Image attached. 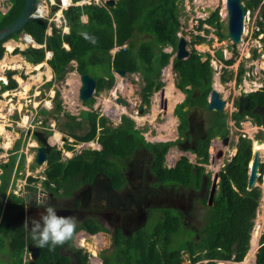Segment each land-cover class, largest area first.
<instances>
[{"label": "rangeland", "instance_id": "rangeland-1", "mask_svg": "<svg viewBox=\"0 0 264 264\" xmlns=\"http://www.w3.org/2000/svg\"><path fill=\"white\" fill-rule=\"evenodd\" d=\"M52 1L54 3L52 5L49 4L48 0L41 1L49 9L48 13L45 15L46 19L53 18L55 14L58 15L57 13L63 15L62 11L66 9V7L64 8L62 6L57 7V5L59 4V0H52ZM109 1L111 0H86V1L84 0V2H80L79 4H75L74 6L96 5L97 7H104L105 10L110 12L109 7L113 6L115 2L118 0H112L113 3L111 5L107 4ZM241 5L245 10V21L243 25L244 26L243 33L241 34L240 42L238 44L232 43V41H230L227 37L228 35L227 16L225 17L226 9L223 0H177L176 10H177V17L179 20L180 27L176 35L178 38L184 37L187 40V50L190 53L191 50H194L198 55L201 56L202 62L208 60L212 72L211 90L215 89L212 85L214 84V81H216L220 89L218 90L215 89V90L218 91L219 96L221 98L225 99V104H226L224 107V109L226 110L223 109L222 113L218 111L213 114L215 117L214 119H217L216 117H218L222 123L223 116H225L224 120L227 122L228 124L227 126L231 133L230 135L231 142L228 148L224 150L223 157L221 159L215 161L214 163L208 160V158H210L214 154V150L216 147L215 141L211 140V144L207 146L208 161L206 163H198L200 157L197 155L196 152V154L190 155V157L187 159L188 163H190L191 165L193 163H196L197 165L193 164V166L195 165L196 167L199 165L200 168L202 167L201 168L202 172H204V174H206L207 177H210L212 179L216 172H218L219 175L220 173H223L224 169L222 168L231 162L232 158L234 157L237 151L235 144L237 143L238 139L244 137L242 135H245V138L243 139L246 140L250 139L248 142L251 147V157L253 152L255 151L253 149V145L256 143V137H257V141L260 142L257 148L259 149L260 152V156H261L260 164L263 165V168L261 173L258 172L259 177H257L255 184V188L260 192V199L258 201V205L255 211V216L252 219L253 231L251 233V238L248 245V251L245 257L243 258V260L246 257L247 259L244 261L242 260L243 262L241 261L242 262L241 264H251V263L255 264L256 254L260 246L259 240L262 233L264 232V220H263L264 217V129L257 128L255 123L253 124L246 123V125L241 128L239 126V123L235 124L234 119L236 114L235 108L238 107V105L235 103V100H237L238 102L239 100L238 98L240 96L242 95L247 96L250 92L254 93L259 91V93H264V33L262 32V29H264V0H262L257 7L254 4L250 5L248 0H243L241 2ZM204 7H208L211 10L212 14L210 16L216 14L218 16V20L214 22L212 21V23H208L206 20L208 19L207 13L203 11ZM9 8H10V3L8 0H0V15L6 14ZM34 8L36 9V7ZM81 19L85 22L86 17L83 16ZM58 30L60 31V33L62 32L68 33V28L66 27V25H65V29L61 28ZM219 33L222 34L223 36L222 38L219 37ZM134 34H135V36H133L134 44L139 40L142 41L150 38V36L147 35L145 32L140 33L137 31V33ZM25 36L26 35L24 33H20L16 36L15 39L9 38L5 40L3 43H1V47L4 50L2 58L7 54L6 44L8 42L14 43L12 47L8 46L7 49L11 51L9 56L18 57V59L13 62L16 65H19L20 68L14 69V67L13 68L3 67L2 71L0 72V75L5 78L4 84H2V82L0 81V101H2V105L0 106V125L3 126V131L1 132L2 134H0V148L2 147L9 148L11 147L13 141H17V139L19 140L20 138V146L17 155L18 156L21 155V157L20 160L18 161V164L20 165L18 167L20 169L18 170L15 169L16 165L14 167L13 166L6 167L5 164L8 163L7 162L8 158H0V172H1L0 183H3V185L7 183L6 191L8 190L6 194L3 195L4 200L1 207V216H3L5 220H4V225L1 229L4 232L3 233L0 232V233L3 234L5 238H8V234L17 232L18 228H22L25 238L29 236L30 241H32V239L34 242L38 241L39 244L42 246L54 245L50 241L54 240V237L58 236V234L63 233L66 227L70 226L68 230L65 232V234H63L62 236H64V238H67L68 240L70 237L72 249L65 247L62 250V253L64 255H69L71 257L73 256V251L81 250L83 254L86 253L88 257V264H93L95 262L97 264H102V259H101L102 255H106L110 257V255L114 254L113 250L115 249V245H121V246L125 245L124 243L120 242L121 238L117 237V233H113V232L110 233L106 231L105 228H103L100 231L96 232L95 234H89L78 228L76 221L73 222L67 221L64 224L58 225L56 227L44 228L40 230H32L31 234L28 231H26L27 229L25 227V222L27 218L26 213L28 210H30L31 208L34 209L35 206L37 205L52 202L53 200L51 199L50 194L56 196V193L62 192L63 193L62 195L67 196L72 189H75L76 187H78L80 184L83 183L79 175L74 179H71L72 178L71 175L70 177L71 181H69L68 185H66L63 190H58V191L54 190L52 192L49 191L48 189L43 190V183L44 181L47 180L45 174L48 171L49 163H47L46 161L38 165L34 162L36 149L38 148L39 145L36 143L35 139H33L32 134L35 131L38 132L49 131L50 129L49 122L56 121L55 129L60 128L62 131H64L67 140L69 141V142H65L64 145L65 146L70 145L71 148V151L66 155L64 154L66 152L65 149L62 148V150L59 152L60 153L59 159L56 161V163L60 164L63 168L66 166V164L67 166L70 165V167H72L74 163L73 162L71 163L69 160L74 158L75 159L74 162H77L78 167L81 169L82 167L86 166L85 164H89L90 162H92L90 158L92 156L90 153H84L83 157L79 154L83 153V151H90V150L100 151L102 148L96 143H91V142L89 144L79 143L76 140V138L72 136V135L81 136L88 131L89 125L87 118H89V116L87 115L93 113L96 115V118L100 116L104 117L107 120L106 122L108 125H115L119 123L118 121L120 120L123 123V119L132 120V117H134L135 119L137 118V116L141 117L138 115V111L136 109L137 107L141 106L144 107V109H146L144 110L145 115L142 116L143 118L145 117V119L140 120V122L137 119L135 121L133 120L132 121L134 123L133 127L142 133L144 140L147 143L151 144L153 139L163 140V141L170 138L173 139L175 137V129L177 126L176 117L173 116V113L171 112L170 113L172 115L168 113L167 118L163 117L162 114L157 116L158 115L157 109L160 111V113H162L160 107H162L163 105L160 102L162 96L160 92L162 88L165 89L167 82H172V87L175 92V93L173 92L167 93L165 89V93L167 95L166 98L168 102L170 101L175 102L176 98L177 100H179L183 96V93L180 94L179 93L180 90L177 89L176 87V83L179 80L178 75L172 70V63L173 60L175 59L174 58L175 51L172 50V48L170 47H165L164 49L161 50L163 53L170 54V59L168 65L164 69H162L160 74V81L164 83L163 87L159 91H156L151 95L148 105L143 103L141 99L143 81L138 73H133V74L126 73L123 77H119L117 74H115V76L119 78L118 79L119 81L117 82V86H116V88H118L119 91H117V93L114 94L116 90L115 83L113 84V88L110 90L108 85L102 86L101 84L98 89L97 88L95 89L92 98L87 103H85L87 105H84V103H81L77 97L78 88L80 86L79 76L82 74L79 75L76 72L75 61L70 62L71 70L68 73H66L64 79H57L55 78L52 69L48 65V61L51 59L52 54L50 55V53H47L44 56V60L41 63H39L37 66L29 64L24 59L23 55L20 54V52L25 51L29 47L30 48L43 47L37 45L35 46L34 43H32L31 45V43L26 42V40L28 39H26ZM197 37L202 38L203 42L200 44L191 45L192 41L197 39ZM14 50H16L17 52L15 53ZM220 55H222L224 61L220 60L219 58ZM225 61H231V64L226 65L224 63ZM14 63L8 65L14 66L15 65ZM48 66L51 70L50 75L44 71V69L47 68ZM37 67L38 68L41 67L40 69L41 73L46 77L44 78L43 76L42 81L40 80L39 82H34V80L31 79L30 76L36 74V71L34 69H38ZM88 71H90L89 72L90 75H92L96 79H101V78L106 79L109 72L107 68L104 69L98 65L92 67L91 69L88 68ZM9 72L11 73L10 77L16 83V86L13 89H4V87L8 85ZM168 73L170 75V79H171L170 81L166 80ZM120 80H122V82ZM22 84H28V87L25 88L26 90H24ZM33 84L35 85L31 89V85ZM46 84L51 85L52 88L51 90L53 92H50L51 91L50 87L47 88ZM190 86L188 87L191 88ZM27 88L28 90L29 88L31 89V92L28 96L25 95L26 91H28ZM35 89L40 90L41 93L44 92V94H40V96H37L35 99H39L44 95L49 100H51L54 97V100L53 102L50 101L51 108L48 111V113L50 112V114L47 115L48 116L47 118H45V114L39 113V116L40 117L42 116L41 117L42 119H40V121L39 119H33L31 122L29 118L28 120L26 118L28 116L26 114H29V112H27V109L29 110L30 107H27L26 109L24 103L29 102L27 100L28 97H30L31 100L34 99L32 96L34 94L33 90ZM191 91L192 92L189 95V99H190L189 103L190 105L192 104L194 105L195 100L198 99L199 92L196 88H192ZM5 92L6 94L4 95ZM48 94H50L51 98L48 96ZM170 94H172L171 98L169 97ZM8 98L12 99L11 104H13L12 106L16 110L17 107L21 104L20 106L21 110H18V112L16 110L15 112L14 110H10V113L13 114L12 115L9 114L10 116L7 117L9 121L6 122L5 117H6V109L8 107V102H9ZM115 99H119L121 104L120 105L117 104ZM40 100L41 98L39 99V101ZM105 101H109V103L106 104ZM232 104H234L235 107H233ZM206 106H205V110H206ZM186 107L188 106H184L183 109L181 110L177 109L176 111L181 121L185 117L184 109ZM152 109H153V114H152ZM83 112L84 114L86 113L87 115L85 116L84 114H81ZM238 112H239V108H238ZM231 115L233 117V120L231 119ZM186 119H184L181 122L182 130L185 127ZM247 121H248L247 119H242L240 122L244 123ZM78 123L80 126L81 125L82 126L75 127L77 126ZM222 124H223L222 127L225 128L226 127L225 123ZM6 125H8V127H6ZM215 128H216L215 125L211 124L209 128V137L211 132L210 130ZM240 130H242L243 132H240ZM71 132H73V134H71ZM48 133L51 132L49 131ZM214 133L216 132L213 131V134ZM6 134H7L6 139H4ZM134 135H135V140H138V134H134ZM15 138L16 140H13ZM50 143L51 145L53 143L55 144V142L52 141ZM56 144H59V141L56 142ZM173 144L176 145L177 143L171 142V145ZM88 146L91 147L90 150ZM55 147L57 148V146ZM155 150H158V148L152 150V154L154 153ZM171 150H174V148L168 149V151L164 153L165 157L164 156L162 157L161 165H159V167L162 166L163 168H165V170L173 169L174 163L177 160L176 155L174 153L172 154ZM120 151H122V149H120ZM1 154L3 153H0V156ZM155 159L156 157L154 156V160ZM250 161L248 163V167ZM114 162H115L114 159H112V166ZM153 164L154 166H156L155 161ZM25 170H28V172L26 173ZM111 171L116 172V167L113 166L111 168ZM111 174L114 175V173L112 172ZM111 178L114 184L118 186L119 183L117 181V178H115L114 176H111ZM70 179L67 178V180ZM194 180H195L194 176H187L186 181L184 182L183 185H191V187L195 188V186L192 185L193 183L195 184V182L197 184V180L195 181ZM219 183H220V176L219 179L215 180V190L213 197H215L219 191ZM209 185H210V181H209ZM209 185L207 186V192L204 198L201 197V195L199 194L200 187L197 189V192L195 194H199L197 195L199 197H193L195 198L192 200L193 207L190 210H187V212L184 215L180 216L179 222L181 223L183 230L178 231V233L175 234V240H173L175 241L174 243L181 244L183 240L188 238L189 233L186 231L187 229H191L194 231V234L190 237L192 238V240L199 239V236L202 237L205 236L203 233H198V232L202 229V227L205 224V221L202 220V217L207 214L208 209H210V207L212 206V203L210 205L208 204V202L206 203V201L208 200ZM189 188L190 187L182 188V191L184 193H189L190 192ZM24 189L26 190V193ZM21 190H23L24 194H22ZM174 191L176 192V190ZM0 195H1L0 196V201H1V198L3 197L2 194ZM8 203L9 205H7ZM19 203H21V208L23 210V214L21 218H19V216L16 215L17 213L16 205ZM150 215L151 217L149 218L146 224L144 222L143 225H141L137 229L127 234L132 235L141 232L149 233L153 229H155L157 225L161 223L160 220L162 219V217L167 215L168 217L171 218H177L178 216V214H176L174 210L171 211L167 210L160 212L159 209L156 211H150ZM159 215L161 217H158ZM1 216H0V220L2 218ZM20 222H22V226L20 225ZM144 225L146 226L144 227ZM257 233H258V237L255 242L254 238ZM44 237L45 240H42ZM33 241L31 243H33ZM28 244L29 243L26 244L23 250L22 264H27V262L30 259V254L26 250ZM195 249H197V252L195 254L196 256L198 254L199 249L197 246ZM180 254L183 256L184 259L183 264H189L187 255L184 254L183 251H181ZM7 261L8 258L5 256V251L3 254V251L0 249V264L1 263L6 264ZM72 263H74V260L72 261ZM228 263L232 264L233 262L229 261ZM214 264H220V263L216 261L214 262ZM234 264H237V262H234Z\"/></svg>", "mask_w": 264, "mask_h": 264}, {"label": "trees", "instance_id": "trees-1", "mask_svg": "<svg viewBox=\"0 0 264 264\" xmlns=\"http://www.w3.org/2000/svg\"><path fill=\"white\" fill-rule=\"evenodd\" d=\"M8 1L10 8L6 14L0 15V29L19 16L25 2V0ZM71 1L77 3L83 0ZM248 1L250 5L254 4L257 7L262 0ZM176 2L177 0H118L109 7L110 12L104 7H97L96 5L70 6L62 11L65 25L68 28L67 34H62L58 29L50 26V35H45L47 21L32 19L21 31L10 38L15 39L18 34L24 33L31 38L34 44L43 46L40 48L29 47L20 52L31 65L41 63L45 53L50 52L52 56L48 65L57 79H64L66 73L71 70L70 62L72 61H75L76 72L79 75L88 74L95 79L97 89L101 84L102 86L107 84L109 88L112 85V81H109L111 78L110 69L125 71L128 74L138 73L143 81L141 99L143 103L148 105L151 95L163 87L160 74L170 59V54L163 53L161 50L165 47H170L174 51L176 49L178 41L176 34L180 27ZM83 16L86 17L85 22H82ZM206 20L208 23H212V21L218 20V16L214 14ZM137 31L145 32L150 38L139 40L134 44L133 36ZM262 32L264 33V29ZM219 37L222 38V34L219 33ZM202 42L203 39L197 37L190 44L195 45ZM114 48H118V51L112 54L111 51ZM16 50H14L15 53ZM3 53L4 50L0 44V59ZM219 58L224 61L222 55ZM224 63L230 65L231 61ZM97 65L104 69L107 68L109 71L107 82L104 78L96 79L90 75L88 68L91 69ZM172 70L177 73L179 78L176 87L186 94L187 100H189V95L192 92L191 89L196 88L199 92L197 100L206 102L212 84V72L208 60L202 62L201 56L196 51L191 50L190 56L186 60H173ZM10 75L9 72L8 85L4 89H13L16 86ZM49 86L50 84H46V87ZM186 86H190L191 89H186ZM247 99L251 108L256 103L264 106V93H259V91L249 93ZM235 103H238L237 100ZM87 116H89L87 118L88 131L81 136H72L79 143H89L96 140L95 142L102 146V150L83 151L79 154L83 157L84 153H90L92 156L90 157L92 162L85 164L86 166L82 169L78 167L77 162H74V158L69 160L74 163L72 167L66 164L63 168L56 163L59 159V151H51L47 157L49 168L45 174L47 180L43 183V190L48 189L51 192L63 190L69 181L78 175L83 182H88L97 171L109 176L111 172L114 173L111 168L112 158L115 154L123 155L128 150L131 151L140 145L151 146L143 137L139 136L136 130H133V123L128 119L124 120L123 127L113 131L105 118H96L94 113ZM253 116L259 118L257 115L253 114ZM235 117L239 118L240 116L235 114ZM81 126L78 123L75 127ZM134 134H138V140H135ZM38 141L40 142V139ZM235 145L236 154L231 162L224 167V172L221 173L219 191L213 197L212 206L208 209L207 214L202 217L205 224L198 233H203L204 237L199 236V239L192 240L190 237L194 231L187 229L188 238L183 240L181 244L174 243L175 234L183 230L182 225L178 217L171 218L166 215L160 220L161 223L149 233L141 232L126 237L117 232V237L121 238L120 242L125 245H115L114 254L110 257L102 255V264H183L184 259L180 254L181 251L187 255L189 264H214L216 261L241 264L246 260L247 257L244 260L243 258L248 251L253 231L252 219L255 216L260 192L255 187L250 191L246 190L248 163L251 158V147L248 140L239 139ZM64 149L71 150L69 145H66ZM165 150V147L163 149L158 148L153 153L156 157V171L161 168L159 165H161ZM196 150L199 157L207 160V142L199 143ZM13 165L14 157L6 166L11 167ZM19 166L18 164L17 169H20ZM262 168L263 165L260 164V173ZM172 172V182L174 180L186 181L187 176H192L190 165L186 160L178 163ZM71 175L72 178L70 179ZM116 175L115 173L114 175L111 174L115 177ZM160 178L164 179V176L160 174ZM117 181L120 182L118 178ZM164 181L168 182L167 179ZM1 207L2 203H0V212ZM16 211V215L21 218L23 214L21 203L16 205ZM1 217L0 232L3 233L4 231L1 229L5 218ZM94 223L92 220H86L78 228L86 233L95 234L101 228ZM20 225L22 226V222ZM67 230L50 241L54 245L42 246L38 241L34 242L32 239L33 243L41 247L36 264H88L86 253L83 254L81 250L73 251L71 257L62 253L61 249L65 247L72 249L70 237L68 240L62 236ZM42 240H45V237ZM32 241L29 240V236L25 238L22 228H18L17 232L8 234V238L0 233V249L3 254L5 251V256L8 258L6 264H22L23 250L26 244ZM259 243L255 264H264V232ZM196 246L199 250L195 256ZM73 260L74 263H72Z\"/></svg>", "mask_w": 264, "mask_h": 264}, {"label": "flooded vegetation", "instance_id": "flooded-vegetation-1", "mask_svg": "<svg viewBox=\"0 0 264 264\" xmlns=\"http://www.w3.org/2000/svg\"><path fill=\"white\" fill-rule=\"evenodd\" d=\"M186 87L188 90L191 89L188 86ZM189 101L190 99L187 100L186 94L183 93L181 101L175 103L174 107L176 109L180 107L179 110L183 109L184 106L188 107L184 109V119H187L183 130L181 128V122L184 119L182 121L180 120L176 113L177 110L173 112V116H175L177 120L175 137L173 139L170 138L165 141L153 139L151 146L140 145L131 151L128 150L126 153L122 152L123 155L119 154L120 157L118 154L114 155L112 159L115 161L113 166L116 167V172H113L117 174L116 177H114L120 180L118 186L114 184L111 178V173L107 176L103 172L97 171L88 182H83L75 189H72L67 196L62 195V192L56 193V196L50 194L53 201L37 205L39 207L38 212L30 214L26 218V231L31 234L32 230L56 227L67 221H76L77 226H79L86 220H92L95 222L94 224L101 229L105 228L106 231L110 233L119 232L121 235L127 237L131 236L127 233L137 229L143 225L144 222L145 224L147 223L151 217L150 211H156L158 209L160 212L174 210L176 214H178L177 217L179 219L180 216L184 215L187 210H190L193 207L192 200L195 199L193 197H199L197 196L199 194L201 197H205L207 186L210 181L208 188L209 198L212 184L214 183L215 185V180L219 179V176L221 179V173L219 175V173L216 172L214 177L211 179L210 177H207L204 172H202V167L200 168L199 165L195 167V165H197L196 163H193L195 164L194 166L193 164L191 165L188 163L187 159L190 155L196 154V147L199 143L207 142L208 146L211 144V140H213L216 145L214 154L210 158H208L207 155V158L212 163L218 161L223 157L224 150L228 148L231 142V133L227 126V122L224 120L225 116H223L222 123H225L226 127L223 128L221 120L218 117H216L217 119H214L215 117L213 114L218 111L205 110L207 101L204 103L196 99L194 105H190ZM255 106L264 107L260 103H256L254 107ZM254 107L251 108L249 104L248 108L242 110L241 112H238V107H236V114L240 117H235V124L239 123V126L242 128L246 125V123H255L257 128L263 129L261 119H257L253 116L252 109ZM138 115L141 116H137L138 118H142V115H145V112L143 111L142 115ZM231 119L233 120L232 115ZM242 119H247L248 121L241 123L240 121ZM129 121L133 123L134 120ZM118 122L119 123L115 125H110L111 130L117 131L124 125V119L123 123L121 120ZM211 124L215 125L216 130H210L211 132L209 137V128ZM133 130H136L139 133V136L143 137L142 133L136 128L133 127ZM213 131L216 133L213 134ZM240 132L243 131L240 130ZM242 136L244 137L240 139L245 138V135ZM225 138L227 139L226 143H224ZM249 140L250 139H248V141ZM171 142H176L177 144L171 145ZM157 146L159 149H163L165 147V152H167L168 149L174 148V150H171V153H174L177 158L174 163V168L178 163L186 160V162L190 165L191 175L194 176L195 180H197V184L195 182V184L193 183L192 185L195 186V188L191 187V185H183L185 181L174 180V182H172L171 175L174 168L165 170V168L161 166L158 171L154 169V167L156 168L153 164L155 161V154H152V150H154ZM100 147L102 146L100 145ZM260 158L261 156L259 152V169ZM208 160H203L200 157L198 163H206ZM224 167L222 169H224ZM160 174L163 175L164 179H167L168 182H165L164 179L160 178ZM106 180H109V182L107 183ZM185 187H190L189 193H184L182 191V188ZM199 187L200 193L195 194ZM174 190H176V192ZM207 202L208 200L206 203ZM158 217L161 216L159 215ZM145 226L146 225H144V227ZM69 227H66L65 230ZM32 244L34 247L40 248V246L36 243ZM62 250L63 249H61V251Z\"/></svg>", "mask_w": 264, "mask_h": 264}, {"label": "water", "instance_id": "water-1", "mask_svg": "<svg viewBox=\"0 0 264 264\" xmlns=\"http://www.w3.org/2000/svg\"><path fill=\"white\" fill-rule=\"evenodd\" d=\"M243 0H225V9H226V16H227V32H228V39L232 41V43L238 44L240 42V37L243 32V23L245 20V10L243 9L241 2ZM36 1L35 0H25L23 9L19 16L14 19L11 23L7 24L3 28L0 29V44L3 43L5 40L9 39L12 35L18 33L23 29V27L33 19V9L35 6ZM113 1H109L107 4L111 5ZM205 13H207V17H210L212 14L211 10L208 7H204L203 10ZM187 41L184 37H179L177 44H176V52L174 58L176 60H185L189 57L190 52L187 50ZM115 73L119 76H124L125 72L116 70ZM80 86L78 88V100L81 103H86L89 101L93 93L95 92L96 88V81L88 74H82L79 76ZM164 91L161 90V94ZM238 108L241 112L244 109L248 108L249 101L247 99L246 95H242L238 98ZM117 104H120L119 99L115 100ZM225 102L224 100L219 96L218 91L215 89H212L209 93L208 99H207V111H220L222 112L224 109ZM138 114H143V107H137ZM252 113L257 115L261 119L262 128H264V107L255 106L252 109ZM226 138L224 140V143H226ZM61 141L65 142L66 138L64 136L61 137ZM259 141H256V144H259ZM89 150L91 149L90 146H88ZM51 150V146L46 144V146H41L36 149V154L34 157V162L36 164H42L46 162L47 156ZM259 169V152L254 151L251 157V161L248 167L247 172V184H246V190L250 191L255 187L256 179H257V173ZM107 183L109 180H106ZM215 190L214 183L212 184L209 198H208V204H211L213 194ZM39 207L35 206V208H31L27 211V217L28 215L38 212ZM26 250L30 254V259L27 262V264H36V259L38 258L41 248L34 247L32 243H29Z\"/></svg>", "mask_w": 264, "mask_h": 264}, {"label": "crops", "instance_id": "crops-1", "mask_svg": "<svg viewBox=\"0 0 264 264\" xmlns=\"http://www.w3.org/2000/svg\"><path fill=\"white\" fill-rule=\"evenodd\" d=\"M86 1V0H85ZM63 2H64V4L66 5V4H68V0H63ZM70 2H71V0H69V4H70ZM81 2H84V0L83 1H81ZM74 4H77L76 2H74ZM59 17H61V15L59 14ZM82 22H84L83 20H82ZM53 26V25H52ZM46 31H47V28L45 29V33H46ZM26 38H28V37H26ZM26 40V39H25ZM186 40V39H185ZM187 41V40H186ZM26 42H29V43H32V41L31 40H26ZM9 43H12V45H11V47L14 45V43L13 42H8L7 44H6V51H7V54L0 60V72L2 71V69H3V67H7V68H13V66H9L8 64H12V62H11V58L12 57H14V56H9V54L11 53V51H9L8 49H7V47H8V44ZM116 51V49H114L113 50V52H115ZM113 52H112V54H113ZM38 65V64H37ZM38 68V67H37ZM39 70L41 69V67H39L38 68ZM35 70V69H34ZM36 71V70H35ZM42 71H43V69H42ZM44 71L46 72V73H48L49 75L51 74V70H50V68H49V66L47 67V68H45L44 69ZM110 71V73L109 74H111V79L109 80V81H112V85L110 86V88H109V90L110 89H112L113 88V84L115 83V88H116V86H117V82L119 81L118 79V77H116L115 76V71L116 70H113V69H110L109 70ZM125 72V71H124ZM126 74V73H125ZM44 76V78L46 77L45 75H43ZM43 76L41 77V81H42V79H43ZM119 76V75H118ZM119 77H123V76H119ZM169 77V75H167V78ZM105 79V78H104ZM107 79H108V76H107V78L105 79V81H107ZM115 80V81H114ZM166 80H169V79H166ZM171 80V79H170ZM121 82H122V80H120ZM172 83V82H171ZM164 84V83H163ZM169 82H167L166 83V87H165V89H166V92L167 93H170V89H169ZM25 85L26 84H22V86H23V88H24V90H25ZM35 84H33V85H31V89H32V87L34 86ZM107 85V84H106ZM105 85V86H106ZM122 85H123V83H122ZM50 87V90L52 89L51 88V85L49 86ZM48 88V87H47ZM31 89L29 88V90L28 91H26V93H25V95H29L30 94V92H31ZM165 89L164 88H162L161 90H163L164 92L161 94L162 96H161V100H160V102L162 103V107H160V110H162V113H160V111L157 109V112H158V115L157 116H159L160 114H162L163 115V117H165V118H167L168 117V113H173L175 110H177L174 106H175V103L176 102H180L181 101V99L183 98V96L179 99V100H177L176 99V101L175 102H172V101H170V102H168L167 101V98H166V93H165ZM120 90H122V89H120ZM34 91V94L33 95H39L40 96V94H44V92L43 93H41V91L40 90H38V89H35V90H33ZM39 92V93H38ZM50 92H53L52 90L50 91ZM173 93H175L174 91H173ZM179 93L180 94H182L180 91H179ZM48 96L50 97V94H48ZM169 97L171 98L172 97V94H170L169 95ZM28 98H30V97H28ZM41 98V100L39 101V99ZM39 99H33V100H31L30 99V102H26V103H28V104H30V110H29V114H26V115H31V116H29V117H27V118H29L30 120H31V122H32V120L33 119H39V121H40V119H42L40 116H39V113H43V114H45V118H47L48 116L47 115H49L50 114V112L48 113V111H49V109L51 108V102H53V100H54V97L51 99V100H49V99H47L44 95L42 96V97H40ZM51 98V97H50ZM166 98V99H165ZM171 100V99H170ZM51 101V102H50ZM46 102H48V103H46ZM157 102V101H156ZM26 103L24 104V106H26ZM121 104V103H120ZM171 104H172V106H171ZM20 106H21V104L17 107V112H18V110H20ZM29 106V105H28ZM13 107V106H12ZM39 107H40V109H39ZM155 108H157V107H155ZM43 111V112H42ZM123 111V110H122ZM15 112V111H14ZM20 112V111H19ZM34 112V113H33ZM170 113V114H171ZM13 114V113H12ZM11 114V115H12ZM152 114H153V109H152ZM172 115V114H171ZM10 115H9V113H6V117H5V120H6V122L7 121H9L8 119H7V117H9ZM142 116H144V115H142ZM100 117H102V116H100ZM100 117H98V118H100ZM172 117V116H171ZM102 118H104V117H102ZM150 118H152V117H150ZM155 118V117H154ZM138 121L139 120H144L145 119V117H144V119H143V117H142V119H140V118H136ZM134 117H132V120H136ZM86 121V120H85ZM5 122V123H6ZM56 122V121H55ZM55 122L54 121H50L48 124L50 125V127H52V129L51 130H49L50 132H51V135L49 136V134L50 133H48L49 131H41V132H38V131H35L33 134H32V136H33V139H35V141H36V143L38 144V145H42L43 144V141H44V139H49L48 140V142L50 141V139H51V141L52 142H55V144L53 143L52 145H56L57 146V148L59 149V148H61V146H62V143H61V141H60V136H64V137H66V135H65V133H64V131H62L60 128H56L55 129ZM140 122V121H139ZM17 125H19V124H17ZM16 125V126H17ZM19 126H21V125H19ZM6 127H8V125H6ZM17 128V127H16ZM19 128V127H18ZM45 129V128H44ZM264 129V128H263ZM46 130V129H45ZM55 132H56V134H55ZM0 134H2V133H0ZM53 134V135H52ZM28 135V134H27ZM60 135V136H59ZM6 136H7V134L5 135V138L4 139H6ZM18 138V137H17ZM67 138V137H66ZM40 139V142L38 141ZM46 139V140H47ZM13 140H16V138L15 139H13ZM59 141V144H56V142H58ZM49 144H51V143H49ZM89 144V143H88ZM19 146H20V138H19V140L17 139V141H13V143H12V145H11V147H2V148H0V153H3V154H1V156H0V158H8V163H9V161H10V159L12 158V157H14V165H13V167L16 165V168L15 169H17V165H18V161L20 160V157H21V155L20 156H18L17 155V152H18V149H19ZM30 146V145H29ZM63 147V146H62ZM7 164V163H6ZM5 164V165H6ZM7 167V166H6ZM26 167V166H25ZM18 170V169H17ZM25 172L27 173L28 172V170H25ZM0 178H1V172H0ZM2 182H3V180H2ZM5 183H6V181H5ZM1 184H2V187H1ZM6 185H7V183L5 184V185H3V183H0V194H2V197H3V195H5L6 194V192L8 191H6ZM23 189V188H22ZM25 190V189H24ZM21 192H22V194H24V192H23V190H21ZM1 196V195H0ZM3 200H4V197L3 198H1V201H0V203H2L3 204ZM5 204V203H4ZM1 213V212H0ZM258 245V244H257Z\"/></svg>", "mask_w": 264, "mask_h": 264}, {"label": "built area", "instance_id": "built-area-1", "mask_svg": "<svg viewBox=\"0 0 264 264\" xmlns=\"http://www.w3.org/2000/svg\"><path fill=\"white\" fill-rule=\"evenodd\" d=\"M42 0H40V1H38V3L36 4V9L34 8V10H33V18L34 19H46V17H45V15L48 13V7L43 3V2H41ZM48 2H49V4H54L53 3V1L52 0H48ZM70 5H72V3L70 2V4H69V0H68V5H67V7L68 6H70ZM73 5H75V4H73ZM62 6V1L61 0H59V4L57 5V7H61ZM63 7V6H62ZM66 7V8H67ZM65 8V7H64ZM63 9V8H62ZM47 20V22H48V24H51V25H53L55 28H57V29H61V28H63V29H65V27H64V19H63V17H61V19H59V17H58V15H56L55 14V16L53 17V18H48V19H46ZM50 33H51V28H50V26L48 25V27H47V31H46V35H50ZM63 33V32H62ZM34 96V95H33ZM32 96V97H33ZM11 98L9 99L8 98V107H7V109H6V113H9V114H11L10 113V110H15L14 109V107H12V105L13 104H11ZM29 102H30V98H28L27 99ZM25 104V103H24ZM28 103H26V105H27ZM12 108V109H11Z\"/></svg>", "mask_w": 264, "mask_h": 264}, {"label": "bare ground", "instance_id": "bare-ground-1", "mask_svg": "<svg viewBox=\"0 0 264 264\" xmlns=\"http://www.w3.org/2000/svg\"><path fill=\"white\" fill-rule=\"evenodd\" d=\"M62 1V6L63 7H67V5L68 4H64V2H63V0H61ZM80 2H77V4H79ZM223 3L225 4V0H223ZM58 14V17H59V13H57ZM59 19H60V17H59ZM25 37H27V36H25ZM12 45V43H9L8 44V46H11ZM12 59V63H14L13 61H16L17 59H18V57H12L11 58ZM15 64V63H14ZM13 64V65H14ZM14 67V69H19L20 68V66L19 65H14L13 66ZM36 70V74L35 75H31L30 77H31V79H33L34 80V82H39L40 80H41V77L43 76L42 75V73H41V70H39V69H35ZM41 75V76H40ZM168 75H169V73H168ZM33 76V77H32ZM49 78V77H48ZM167 79H169V81H170V75H169V77L167 78ZM0 81H5V78L3 77V76H1L0 75ZM247 84V83H246ZM169 89H170V93H172L173 91H174V89H173V87H172V83L171 82H169ZM215 89H220V87H219V85H218V83L216 82V81H214V84L212 85ZM25 87H28V84H26L25 85ZM253 89V88H252ZM26 90V89H25ZM27 90H28V88H27ZM248 90V89H247ZM117 91H119V89L118 88H116V90H115V93L114 94H116L117 93ZM249 92V91H248ZM6 94V92L4 93V95ZM178 95V94H177ZM176 98V97H175ZM177 99V98H176ZM173 100V99H172ZM48 103V102H47ZM105 103L106 104H108L109 103V101H105ZM2 105V101H0V106ZM229 106V105H228ZM123 109V108H122ZM140 119H142V118H140ZM144 119V118H143ZM140 121V120H139ZM3 131V126L2 125H0V133ZM51 140V139H50ZM51 141H49V143H50ZM253 144V143H252ZM260 144V143H259ZM259 144H254L253 145V149L255 150V151H258L259 152V149L257 148V146L259 145ZM263 217V216H262ZM263 220H264V217H263ZM259 227H260V225H259ZM257 237H258V233L256 234V236H255V238H254V241L256 242V239H257ZM229 261H218V263H220V264H223V263H225V264H230V263H228ZM232 264H234V262L232 263ZM252 264V263H251Z\"/></svg>", "mask_w": 264, "mask_h": 264}, {"label": "clouds", "instance_id": "clouds-1", "mask_svg": "<svg viewBox=\"0 0 264 264\" xmlns=\"http://www.w3.org/2000/svg\"><path fill=\"white\" fill-rule=\"evenodd\" d=\"M37 2H38V1H36V3H37ZM36 3H35V4H36ZM71 3H72V5H70V6H74V5H73L74 3H73L72 1H71ZM70 6H68V7H70ZM34 7H35V6H34ZM68 7H67V8H68ZM33 10H34V9H33ZM61 17H63V16L61 15ZM33 19H34V18H33ZM37 19H38V18H37ZM40 19H41V18H40ZM43 20H46V19H43ZM46 21H47V20H46ZM244 21H245V20H244ZM48 25H49V26H52L51 24H48V22H47V27H48ZM243 25H244V23H243ZM47 27H46V28H47ZM53 27H54V26H53ZM64 27H65V22H64ZM54 28H55V27H54ZM56 29H57V28H56ZM243 29H244V26H243ZM242 33H243V32H242ZM63 34H67V33H63ZM25 35H26V34H25ZM45 35H46V33H45ZM26 36L28 37V38L25 37L26 39L31 40V38H30L28 35H26ZM31 41H32V40H31ZM32 43H34V42L32 41ZM32 43H31V45H32ZM35 46H36V44H35ZM37 46H39V45H37ZM65 47H66V46H65ZM186 47H187V46H186ZM114 49H116V51H118V48H114ZM114 49H113V50H114ZM113 50H112L111 52H113ZM116 51H115V52H116ZM47 53H50V52H46L45 55H46ZM50 55H51V53H50ZM36 66H37V64H36ZM1 82H2V84H4L5 81H1ZM95 89H96V88H95ZM250 93H252V92H250ZM37 96H39V95H34L33 98H36ZM207 99H208V98H207ZM207 99H206V101H207ZM222 99H223V98H222ZM115 100H116V99H115ZM223 100H224V102H225V99H223ZM86 103H87V102H86ZM84 104H85V103H84ZM28 105H29V106H28ZM225 105H226V104H225ZM225 105H224V107H225ZM232 105H233V104H232ZM27 107H30V104H27V105L25 106L26 109H27ZM234 107H235V106H234ZM231 108H232V106H231ZM15 110H16V109H15ZM15 110H14V111H15ZM20 110H21V109H20ZM29 110H30V109H29ZM29 110L27 109V112H29ZM224 110H226V109H224ZM235 110H236V108H235ZM11 114H12V113H11ZM27 117H29V116H27ZM27 117H26V118H27ZM27 120H28V118H27ZM41 128H43V127H41ZM49 128H50L49 130L52 129V127H50V125H49ZM50 135H51V133L49 134V136H50ZM52 135H53V134H52ZM61 137H62V136H60V141H61ZM65 138H66V137H65ZM46 139H47V138H46ZM46 139H44L43 144H42V145H39L38 147L46 146V144L50 145V146H51V150H50L49 154L51 153V151H59V152H60V151L62 150V148H64V147H62V146H65V145H64L65 142H69V141L67 140V138H66V141H65V142H62V141H61L62 146H61V148L58 149V148L55 147L56 145H51V144H49V142H48L49 139H47V140H46ZM89 143H90V142H89ZM91 143H96V142H93V141H92ZM86 144H87V143H86ZM96 144L99 145L98 143H96ZM69 146H70V145H69ZM99 146H100V145H99ZM57 149H58V150H57ZM63 151H64V150H63ZM65 151H66V152H65L64 154L66 155V154H68L71 150H65ZM90 151H91V150H90ZM49 154H48V155H49ZM47 157H48V156H47ZM46 161H48V159H47ZM257 177H258V173H257ZM25 193H26V190H25Z\"/></svg>", "mask_w": 264, "mask_h": 264}]
</instances>
